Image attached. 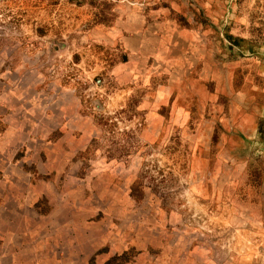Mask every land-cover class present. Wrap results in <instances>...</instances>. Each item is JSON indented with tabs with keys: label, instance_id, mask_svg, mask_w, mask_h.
<instances>
[{
	"label": "rangeland",
	"instance_id": "374dc122",
	"mask_svg": "<svg viewBox=\"0 0 264 264\" xmlns=\"http://www.w3.org/2000/svg\"><path fill=\"white\" fill-rule=\"evenodd\" d=\"M0 264H264V0H0Z\"/></svg>",
	"mask_w": 264,
	"mask_h": 264
}]
</instances>
